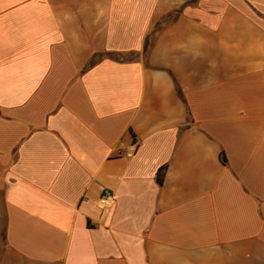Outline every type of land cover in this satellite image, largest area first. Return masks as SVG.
Wrapping results in <instances>:
<instances>
[{
	"label": "crops",
	"instance_id": "1",
	"mask_svg": "<svg viewBox=\"0 0 264 264\" xmlns=\"http://www.w3.org/2000/svg\"><path fill=\"white\" fill-rule=\"evenodd\" d=\"M0 264H264V0H0Z\"/></svg>",
	"mask_w": 264,
	"mask_h": 264
},
{
	"label": "built area",
	"instance_id": "2",
	"mask_svg": "<svg viewBox=\"0 0 264 264\" xmlns=\"http://www.w3.org/2000/svg\"><path fill=\"white\" fill-rule=\"evenodd\" d=\"M137 145L138 142L134 140L131 147L123 153V156L127 158L132 157L136 150ZM114 203H115V198L113 192L110 189L103 188L101 190V194L97 202V206L101 211V213H107L113 207Z\"/></svg>",
	"mask_w": 264,
	"mask_h": 264
}]
</instances>
